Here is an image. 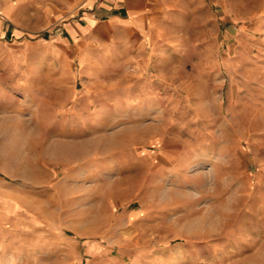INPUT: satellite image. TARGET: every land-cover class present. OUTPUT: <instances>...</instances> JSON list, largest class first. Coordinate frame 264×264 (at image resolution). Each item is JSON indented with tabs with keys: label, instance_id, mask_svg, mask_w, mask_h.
Returning <instances> with one entry per match:
<instances>
[{
	"label": "rangeland",
	"instance_id": "374dc122",
	"mask_svg": "<svg viewBox=\"0 0 264 264\" xmlns=\"http://www.w3.org/2000/svg\"><path fill=\"white\" fill-rule=\"evenodd\" d=\"M100 9L0 0L13 264H264V0H190L147 52L71 33Z\"/></svg>",
	"mask_w": 264,
	"mask_h": 264
},
{
	"label": "crops",
	"instance_id": "0c3cea01",
	"mask_svg": "<svg viewBox=\"0 0 264 264\" xmlns=\"http://www.w3.org/2000/svg\"><path fill=\"white\" fill-rule=\"evenodd\" d=\"M195 1L199 2L200 0ZM103 4L104 9L100 10L104 13L100 17L113 20L107 25L111 28L110 33L106 36L103 35V25H101L102 22L97 21L99 17L97 14L86 16L85 21H83L84 25L80 23L71 25V33L74 35L82 33L86 36V40H94V42L106 41L107 39H113L115 36L122 43L125 50L129 51L134 45L135 47L138 46V51L141 49L147 52L144 43L146 44L148 40H151L153 34L169 25L172 15L181 16V10L190 7V0H103ZM173 8H178L179 11ZM102 11L98 13H102ZM7 14L6 12L5 15ZM5 34L4 22L0 20V35ZM76 37H79V35ZM0 45H4L2 40ZM30 237L29 229H18L12 225L1 226L0 263L13 264L16 262L17 257H23V253L29 252L31 248ZM37 237L41 236H34L35 239ZM41 238L45 239V237ZM88 247L91 248V246ZM89 252L94 253V251ZM16 253L20 256H17ZM22 262H24L23 259ZM73 262L80 264L79 259Z\"/></svg>",
	"mask_w": 264,
	"mask_h": 264
}]
</instances>
